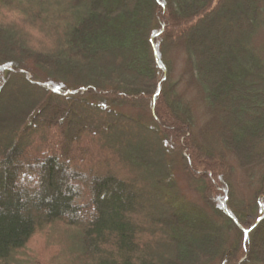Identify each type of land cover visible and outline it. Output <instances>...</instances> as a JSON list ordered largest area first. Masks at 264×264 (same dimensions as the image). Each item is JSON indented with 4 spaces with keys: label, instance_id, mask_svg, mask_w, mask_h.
<instances>
[{
    "label": "trees",
    "instance_id": "1",
    "mask_svg": "<svg viewBox=\"0 0 264 264\" xmlns=\"http://www.w3.org/2000/svg\"><path fill=\"white\" fill-rule=\"evenodd\" d=\"M237 4L238 29L211 44L224 8L229 15ZM263 30L264 0H0V84L22 77L36 93L8 118L11 103L0 106V264H33L31 240L64 230L69 252L87 255L78 264H264ZM176 50L210 115L201 130L174 80ZM123 127L156 141L160 166L147 184L159 211H140L129 160L128 178L84 169L119 150L82 143ZM171 153L202 207L177 190ZM232 157L255 187L249 202L228 180Z\"/></svg>",
    "mask_w": 264,
    "mask_h": 264
},
{
    "label": "rangeland",
    "instance_id": "2",
    "mask_svg": "<svg viewBox=\"0 0 264 264\" xmlns=\"http://www.w3.org/2000/svg\"><path fill=\"white\" fill-rule=\"evenodd\" d=\"M237 3V1H235ZM239 2V1H238ZM240 3V2H239ZM238 7V9H237ZM243 6L237 4L236 11L227 14V7L224 8L223 15L225 26L223 30H215L216 33H211L208 35L211 39V44H216L218 41H222V39H226L229 35L233 33V31L238 29V24L241 21V8ZM257 45H262L264 43V30L259 34L256 39ZM204 51L209 54V48L204 43ZM229 56V55H228ZM170 58L174 65V80L179 81V89L185 95L186 99L191 101L194 104L195 108V119H196V129L201 130L205 127V125L209 122L210 115L206 111L203 103L197 96V92L193 87H190L186 82L187 75V63H186V54L182 50H176L171 55ZM40 83H47L45 80H39ZM3 86L5 93L4 96L0 98V106L9 101L11 103V108L6 111L4 116L5 118L10 117L14 112L16 113L17 108L19 107V100L23 102V95L30 93L29 100L36 99V93L34 89V82L29 81L22 77H14L10 81H2L0 87ZM28 100V101H29ZM18 105V106H17ZM122 112L126 114H131L135 118H141L143 122L149 125H153L152 121L148 117V115H144V113L139 109H134L130 107H124L121 109ZM4 118V117H3ZM5 121L0 117V126H4ZM114 129L107 134L100 135L99 138H95V136H91L87 138L81 145V148H86L91 145L92 150L99 152V146L104 147L105 143L108 142L110 145L115 147V149L119 150L118 155H103L100 158H87L85 165V170H98L102 173L111 174L116 177L122 176V173L127 178L130 177V173L126 172V167L123 163L126 160H129L134 166L138 167V172H131L136 177L133 179L138 182V186H133V191L136 196L141 201V210L140 211H159L161 207L156 200V197L152 196L148 192V187L151 185L147 184L148 179L155 173V171L159 168L160 163L157 156L153 155V149L157 147L156 141L150 136L143 133H139L136 130H132L129 128ZM4 137V136H3ZM2 137V138H3ZM4 139V138H3ZM1 141H4V140ZM6 140V139H5ZM183 140H181L182 142ZM200 141H203L201 139ZM183 143V142H182ZM156 146V147H155ZM81 158L80 152H78ZM177 153H171L172 158V166H173V177H175V182L177 186V190L179 193L186 198L190 199L194 204H198L201 207L203 206V201L201 199L200 193L198 192L196 186L191 182L188 175L184 172V169L181 165V155H176ZM184 155L187 154V150L184 151ZM158 155V154H157ZM229 157V155H228ZM231 157V156H230ZM80 161V160H79ZM83 163V162H81ZM88 163V164H87ZM232 165L235 169L234 174L229 175L228 180L232 188H234L235 194L238 200L249 202L252 200L254 196L255 187L251 186L249 181V176L247 172H243L236 160L232 157ZM126 174H124V172ZM253 171V170H252ZM257 173L255 181L259 177L260 170L255 169ZM140 177V178H139ZM188 177V178H187ZM31 182V181H29ZM28 183V182H27ZM33 184V183H32ZM29 186V185H28ZM31 186V185H30ZM128 186H132L131 183ZM36 187V186H34ZM149 187V188H150ZM132 188V187H131ZM140 188L142 191H140ZM83 195H85L83 189H79ZM34 195L32 193L28 194L27 201L33 202ZM86 199V198H84ZM83 202V201H82ZM88 202V200L86 201ZM35 203V202H34ZM84 203V202H83ZM138 219L140 221H144V230H150V226L148 224V220L144 214H139ZM65 231V230H64ZM39 232L28 245L25 255L30 257L33 261V264H78L79 257L87 258V255L82 251L77 250L75 254H71L69 252V244L70 238L67 236L66 232ZM141 237V236H140ZM139 237V238H140ZM141 239V238H140ZM139 239V240H140ZM105 250H109L108 248L103 247ZM70 253V254H69ZM79 256V257H78ZM143 257V255H141Z\"/></svg>",
    "mask_w": 264,
    "mask_h": 264
}]
</instances>
